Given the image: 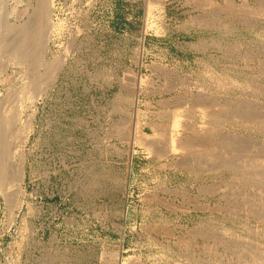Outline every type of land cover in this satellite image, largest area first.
I'll return each instance as SVG.
<instances>
[{"label":"rangeland","instance_id":"374dc122","mask_svg":"<svg viewBox=\"0 0 264 264\" xmlns=\"http://www.w3.org/2000/svg\"><path fill=\"white\" fill-rule=\"evenodd\" d=\"M51 22L0 85L9 176L25 157L0 264H264V0H54Z\"/></svg>","mask_w":264,"mask_h":264},{"label":"bare ground","instance_id":"6f19581e","mask_svg":"<svg viewBox=\"0 0 264 264\" xmlns=\"http://www.w3.org/2000/svg\"><path fill=\"white\" fill-rule=\"evenodd\" d=\"M8 2H9V0H0V55L4 54L1 52H6V53L8 52V53H10L11 58H9V62L7 60L8 63H6V62H5V64L2 63V65L3 64L4 65L2 66L3 71L0 74V85L5 84L10 79V75L8 74V70H9L8 68H10L11 66H13L14 68L15 67L18 68L19 66H23L24 64H26V62H28L30 57H28V59L26 58V55H25L26 50L24 52L23 48H25L26 43L28 44L29 41L32 42L30 44V46H32V44H33V47H30V49L34 48L33 52H34L35 56L40 58V59L45 58V56L47 54L48 41L50 39L51 30L54 28V25L51 22V12H52V8H53L54 0H36V4H29V8L31 9V12H29L28 9L23 10V11H18L16 7H13L12 10L10 11L7 8ZM25 14L28 16L29 19L27 21H25L24 23H21V24L9 23V17L10 16L13 15L16 17L17 20H20ZM47 28H48V30H47ZM10 31L15 33V35H14V36H16L15 39L10 38L8 36ZM27 52H29V50ZM10 59L12 62L10 61ZM45 65H46V68H47L48 73H49L47 76V82H50V81L55 80L56 74L60 70V68L62 67L63 63H62V60L58 61V62L52 61V62L46 63ZM220 109H221V107H220ZM220 109H218V110H220ZM211 110H213V109H211ZM211 110H208V111H211ZM214 110H215V108H214ZM218 110L216 109V111H218ZM220 111L222 112V110H220ZM208 114H210V112ZM213 114L216 115L217 113L216 114L213 113ZM218 114H220V113H218ZM225 115L226 114L224 112L223 118ZM209 116H211V115H209ZM17 117H18V119L20 117L19 111L16 115V118ZM227 117L228 116H225V119ZM4 122H5L4 125L5 124L7 125L10 122L9 118H5ZM1 125L2 124L0 123V131H1ZM161 126H163V125H161ZM154 127H155V124H154ZM202 127L205 128L206 126L204 125ZM210 128H211L210 130L215 131V130H213V128L211 126H210ZM193 130L194 129H192V131ZM209 131L207 130V133H210ZM138 133H140V136L142 137V139L141 138L140 139L142 141L147 142V140H150V139H148L147 134L143 133V131L141 132L138 130ZM200 133L199 134L197 133V134L200 135ZM213 133L214 132H212V135H213ZM200 136H202V135H200ZM200 136H198V137H200ZM210 137L211 136H209V138ZM184 138H186V136H184ZM193 138L194 137H192L191 141H189L190 138H187V139H189L188 142H187V139H185V142H181L180 140L175 141L174 138H171L169 144H170V147L172 150L174 149V150H180V151H188V150L191 151V149L196 150V148H198V147H199V150H201L200 148L205 149L206 144L203 145V143L204 142L210 143V140H208V137L206 135H205V140H204V142H202V144L200 141L199 142H196V140L193 141L194 139H196V138H194V139ZM202 138H204V137H202ZM206 138L208 141H206ZM27 139H28V134H26L24 137H22V139L20 140V142L18 144V147H16V152L24 144V142ZM213 141H215V140L213 139ZM153 142H154V140H153ZM213 145H215V144L213 143L211 145L212 148H213ZM10 154H11V151L5 148L4 143L2 142V140L0 138V191L5 192V196H6L8 203L10 204V207L12 209H16V208H19L20 205L22 204V196L24 195L22 182H23V178H24V174H25V170H24L25 157L22 154H19V162H18L16 168H14V170H12L11 175L9 176L7 168L4 167V159L7 156H10ZM242 167L243 166H241V169H244V167L243 168ZM209 169H211V168H209ZM6 189H7V191H6Z\"/></svg>","mask_w":264,"mask_h":264}]
</instances>
